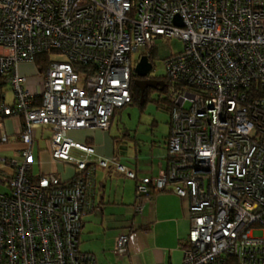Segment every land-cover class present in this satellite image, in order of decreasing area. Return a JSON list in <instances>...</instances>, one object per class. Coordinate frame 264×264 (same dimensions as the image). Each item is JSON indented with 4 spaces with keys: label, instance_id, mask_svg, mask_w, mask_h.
Masks as SVG:
<instances>
[{
    "label": "built area",
    "instance_id": "2783aa9c",
    "mask_svg": "<svg viewBox=\"0 0 264 264\" xmlns=\"http://www.w3.org/2000/svg\"><path fill=\"white\" fill-rule=\"evenodd\" d=\"M159 37L183 45L164 62L167 163L137 181L134 209L151 192L187 201L181 264H264V0H0V77L13 96L0 99V144H21L0 157V264H96L79 241L93 208L89 161L113 162L68 132L109 130L132 100V57L149 58ZM44 53L43 72L19 73ZM6 118L20 119L14 135ZM38 138L76 175H34ZM128 243L119 234L113 252L125 256Z\"/></svg>",
    "mask_w": 264,
    "mask_h": 264
},
{
    "label": "crops",
    "instance_id": "0c3cea01",
    "mask_svg": "<svg viewBox=\"0 0 264 264\" xmlns=\"http://www.w3.org/2000/svg\"><path fill=\"white\" fill-rule=\"evenodd\" d=\"M19 73L31 79L38 75V70L34 64L22 63L19 65ZM162 98H165L164 95ZM0 99L5 102L1 91ZM19 122L20 119L6 118L1 123V127L8 136H11L14 135ZM110 128L108 131L90 128L68 132L75 142L92 147L99 157L109 159L136 175V179L126 177L124 173L116 169L113 163H110L107 168L98 167L95 159L91 158L89 162L95 167L94 186L90 193L93 208L83 217L79 238L80 249L94 255L95 249L91 241L98 232H103L112 250L114 239L119 234L128 233V253L121 256L122 259L118 260V263L173 264L172 254L178 250L179 241L183 240L187 223L189 226L187 201L168 190L151 192L148 199L144 201L141 211L136 212L134 209L137 181L144 177H157L166 167L169 120L167 133L161 141H150V149L144 152L137 150L135 134L129 136L126 133L118 136L119 132L112 136ZM40 142L39 138L36 139L33 147V165L37 170L34 174L32 169L34 175L55 174L63 181L76 175L75 164L54 161L47 147L41 149ZM8 144H12L14 149H9L5 145L0 146V155L12 153L10 158L17 157L18 150L21 148L20 142L15 140L9 141ZM129 145L134 148L133 156L128 152ZM71 154L76 158L81 156V153L74 149ZM51 164H56V170ZM66 169H70L71 172L67 177L64 175Z\"/></svg>",
    "mask_w": 264,
    "mask_h": 264
},
{
    "label": "rangeland",
    "instance_id": "374dc122",
    "mask_svg": "<svg viewBox=\"0 0 264 264\" xmlns=\"http://www.w3.org/2000/svg\"><path fill=\"white\" fill-rule=\"evenodd\" d=\"M182 48L183 45L179 39L159 37L156 41V48L154 49L153 55L150 59L152 69L148 76L155 79L163 77L165 75V59L170 57L171 55L179 53ZM136 59L137 58L134 56L131 59L132 70L136 65ZM0 91L5 97V102L7 104H11L12 92L9 86L7 84H4L1 87ZM159 95L162 94H160V92L156 90H151L147 94V100L145 103L142 104L141 101L139 103H132L117 111L110 128V134L112 136L117 135L119 132L120 133L118 134V136L126 133H128L129 136H133L135 134L137 150L142 152L150 149V141L160 142L164 134L167 133L169 114L165 110L164 106L160 104L161 102L159 103ZM46 138H48V133L47 131H44L43 139ZM39 144L41 149H46V144L44 141H41ZM4 145L9 149H14L12 144H0V146ZM128 152L132 156L133 154H135L134 148L131 145L128 146ZM10 155H12V153H6L3 156L10 158ZM3 156L0 155V157ZM51 165L54 166V170H56V164ZM32 169L33 173L36 174L37 170L35 165H33ZM58 169L60 170V168ZM70 173V169H66L64 175L67 177L68 175H70ZM188 230L189 226L187 223L183 240L187 237ZM91 244L95 249L94 255L96 257L97 264H117L118 260L122 259L121 256H118L113 252L114 243L112 250L111 248H109L108 238H105L103 236V232H98L93 238V241H91ZM181 259L182 252L178 246V250L173 252L172 254V262L173 264H181Z\"/></svg>",
    "mask_w": 264,
    "mask_h": 264
},
{
    "label": "trees",
    "instance_id": "16d2710c",
    "mask_svg": "<svg viewBox=\"0 0 264 264\" xmlns=\"http://www.w3.org/2000/svg\"><path fill=\"white\" fill-rule=\"evenodd\" d=\"M153 52H154V51L151 52V54H150V56H149V58H148L149 61H150V59H151V57H152V55H153ZM50 56H51L50 53L39 54V55L36 56V58H35V60H34V65H35V67L37 68V70H38L39 72H43V70L45 69V67L48 65V63H49L50 60H51ZM136 79H138V77H137L136 75L132 74L131 82H130V92H131L132 100H131V103H130V104H132V103H137V102L139 103V102H140V90H139V88H138V87L135 85V83H134ZM152 79H155V78H152ZM156 80L163 81V82L166 84V80H165L164 77L157 78ZM4 84H5V82H4L3 78L0 77V89H1V87H2ZM166 88H167V87L164 86V88L161 89V90H160V89H150V88L146 89V90L144 91V94H143V101H142V104L146 102V100H147V99H146V98H147V94H148L149 91H151V90H156V91L160 92V94L165 95V94H166ZM162 95H159V103L161 102L160 104L164 106L165 110H166L167 113H168V110H169V104H168L166 98H162V99H161V96H162ZM130 104H128V105H130ZM118 111H119V110H118ZM116 112H117V111H116ZM116 112H115V114H116ZM115 114H114V116H115ZM112 120H113V119H112Z\"/></svg>",
    "mask_w": 264,
    "mask_h": 264
},
{
    "label": "water",
    "instance_id": "95a60500",
    "mask_svg": "<svg viewBox=\"0 0 264 264\" xmlns=\"http://www.w3.org/2000/svg\"><path fill=\"white\" fill-rule=\"evenodd\" d=\"M175 24L177 26H182L179 18H175ZM152 69L151 62L149 59L143 55L139 62L136 64L134 68V75L138 77V79L135 80V85L140 90V101H143V94L144 91L148 88L150 89H163L165 86V83L160 80L152 79L148 75Z\"/></svg>",
    "mask_w": 264,
    "mask_h": 264
}]
</instances>
